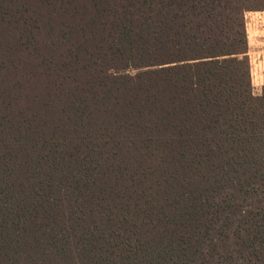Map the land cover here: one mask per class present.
I'll return each instance as SVG.
<instances>
[{
    "label": "trees",
    "instance_id": "16d2710c",
    "mask_svg": "<svg viewBox=\"0 0 264 264\" xmlns=\"http://www.w3.org/2000/svg\"><path fill=\"white\" fill-rule=\"evenodd\" d=\"M264 0H0V264H264Z\"/></svg>",
    "mask_w": 264,
    "mask_h": 264
},
{
    "label": "rangeland",
    "instance_id": "374dc122",
    "mask_svg": "<svg viewBox=\"0 0 264 264\" xmlns=\"http://www.w3.org/2000/svg\"><path fill=\"white\" fill-rule=\"evenodd\" d=\"M245 29L252 90L257 94L264 86V11L246 13Z\"/></svg>",
    "mask_w": 264,
    "mask_h": 264
},
{
    "label": "crops",
    "instance_id": "0c3cea01",
    "mask_svg": "<svg viewBox=\"0 0 264 264\" xmlns=\"http://www.w3.org/2000/svg\"><path fill=\"white\" fill-rule=\"evenodd\" d=\"M255 64V63H254ZM253 74V73H252Z\"/></svg>",
    "mask_w": 264,
    "mask_h": 264
}]
</instances>
